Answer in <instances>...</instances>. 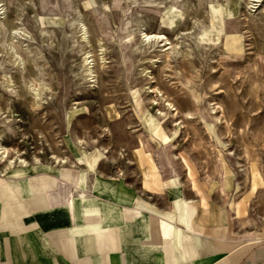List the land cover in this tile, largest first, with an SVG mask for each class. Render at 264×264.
<instances>
[{
    "label": "rangeland",
    "instance_id": "obj_1",
    "mask_svg": "<svg viewBox=\"0 0 264 264\" xmlns=\"http://www.w3.org/2000/svg\"><path fill=\"white\" fill-rule=\"evenodd\" d=\"M257 1L0 0V42L12 23L26 30L29 38L17 36L15 48L22 58V47L34 49V75L49 87L47 105L34 114L18 82L4 90L0 81L2 145L9 156L15 149L30 164L33 157L45 164L51 154L74 163L73 144L80 140L90 150L89 161L97 158L93 170L98 166L115 177L133 171L142 148L154 162L168 154L218 196L242 203L249 222L264 227V80L255 81L252 68L264 73V0ZM77 20L87 44L78 41ZM188 27L198 48L187 37ZM143 35L159 39L143 44ZM178 43L188 58L175 49ZM82 55L91 61L90 77L80 71ZM5 58L0 53V76L30 77L31 66L15 71ZM145 88L132 109L131 92ZM161 102L176 114L160 121L163 133L178 122L181 129L167 145L157 141L162 150L156 151L139 129L141 120L166 111ZM211 107L221 110L211 115ZM215 117L226 124L218 125Z\"/></svg>",
    "mask_w": 264,
    "mask_h": 264
},
{
    "label": "crops",
    "instance_id": "obj_2",
    "mask_svg": "<svg viewBox=\"0 0 264 264\" xmlns=\"http://www.w3.org/2000/svg\"><path fill=\"white\" fill-rule=\"evenodd\" d=\"M140 151L121 177L78 162L0 177V264H264L242 203Z\"/></svg>",
    "mask_w": 264,
    "mask_h": 264
},
{
    "label": "bare ground",
    "instance_id": "obj_3",
    "mask_svg": "<svg viewBox=\"0 0 264 264\" xmlns=\"http://www.w3.org/2000/svg\"><path fill=\"white\" fill-rule=\"evenodd\" d=\"M250 2H251V4L256 5L258 1L257 0H250ZM6 21H8V20H6ZM251 22H252V20H251ZM10 23H12V21ZM73 25L77 29L76 33L78 34V41H82V42L86 43V41H87L86 32H85L84 26L82 25V22L77 20V21H75L73 23ZM39 31H40V29H39ZM140 31H142V29ZM45 32L41 31L40 34H43ZM141 33H143V32H141ZM24 35H27V37H28V32L26 30L21 29L20 27L14 26L13 23H12L10 26L7 27L5 37L0 42V53L4 54V56H6V58H5L6 61L11 65L12 69H14L15 71L16 70H23L24 67H27V65L31 66L30 71L28 70V72H29L28 75H30V77L26 79V78H21L19 76L16 79V81H15V80L12 79V77L10 75L5 73V74H2L0 76V81H1V84H2V87L4 88V90L13 87L14 84L18 82L21 85L19 87H21V90L23 92L22 95L26 96V98L29 99L30 111L32 113H34V114H39V112L44 109V105H47V102H48V98L47 97L49 96V94H46V93L49 90V87H48V84H46L44 82V79H43V81H41L38 78H36V76L34 75V71L35 70H33V68L39 66V65L36 66V64H37L36 63L37 61L35 60L36 57H33V55H31L32 51L34 49L28 44H26L24 47H22V49L26 51V55H25L26 59H25V58L21 57V55L18 53V51L15 48V45H14L13 41L15 40V42H18L17 36H24ZM196 36H197V34H196ZM187 37L194 42V45H192L194 48H198L199 47V44H198V42L196 40L197 37L195 38V34L192 31V27H188ZM22 38L24 39V37H22ZM150 39H159V36H156V35H153V36L143 35V39H142V41L140 43L144 44V42H148ZM30 41H31V39H30ZM97 41H98V43H96V44H98L97 45L98 49L99 48L101 49L102 45H101V43L99 44L100 41L98 39H97ZM212 41H214V39ZM87 43H88V41H87ZM140 46H141V44H140ZM176 47L177 48H175V49L180 51V55L181 56H187V58H188V50L187 49L186 50L184 48L182 49V47L179 46V43H178V45H176ZM196 51H197V49H196ZM176 53H177V51H176ZM177 55H178V53H177ZM97 56H98V60L102 58V56L100 54H98V53H97ZM89 62H91V61H89V58L86 57L85 55L80 60V65H81L80 67L81 68L80 67L79 68H80V71H81V69H83L82 71L84 72V75L81 74L83 76V78L91 76V69L89 68V64H91V63H89ZM44 65L45 64L43 63V66ZM40 68H41V66H40ZM252 68H253L255 81L260 79V78L262 80H264V73H262L260 71V69H258L255 66H252ZM36 71H37V69H36ZM92 73H94V72H92ZM38 75H39V73H38ZM81 82H82V80H81ZM262 83H264V81H262ZM145 90H146V88L145 89H141L140 91H138V93H141V94H136L135 92L134 93L131 92L130 95H131L132 99L134 100L132 109H136L137 108V100H136V98L137 97L139 98V96L144 95ZM131 102H132V100H131ZM161 104H162V102H161ZM154 105L160 106V104L158 102H154ZM162 107H163L162 110H164V111L166 110L165 112H163V113L156 112L155 115L151 117V119L147 118V119H145V121L141 120V124L143 126H142L141 129H139V130H142V133L145 135V137L148 138V140L152 141V143L154 145V150H156V151L157 150H162V148H160L158 146L157 141H161L162 143L167 145L169 143V139H171L172 137L176 136V132L181 129V127L179 126L180 123L178 122V124H176V123L173 124V129L168 134L163 133V129H162L160 121L161 120L168 121L171 118H173L176 114H174L175 109H172L169 104L166 105V106L163 105L160 108H162ZM165 107H167V108H165ZM217 109L221 110L220 107H211V110H212V111H210L211 115L212 114L215 115L217 112H219V110H217ZM134 111H136V110H134ZM184 118L186 120H190V121L193 120V118L189 114L185 115ZM215 122L218 123V125L222 124V123L226 124V122L225 121L222 122V119L219 118V117H215ZM139 130H137L136 132L137 133L140 132ZM159 134H160V136H159ZM3 139H4V132L2 130H0V177H5L6 172H8L9 170H13V171H15V170L20 171L21 170V171H24V170H26L27 167L30 168L31 166H32V168H37V169H39L41 167L42 168L51 169V168H54V167H57V166H64L66 164H71V162H69V158L67 156L58 157V156H55L54 154H51V156H49L50 157L49 161L46 162L45 164L41 163L40 160L37 159L36 157L32 158V160H33L32 162L33 163L30 164V162L28 160H26L19 153V151L15 150V149H12L13 153L11 154V156H9L10 155L9 150L6 147H4L2 145V143H1ZM73 146H74V150L76 152V157L78 158V161H76V162L80 163V165H82V166H86L87 169H89V170L93 169V167L95 166V164L97 162V158L92 159L91 161H89L88 156L90 155V150L87 148V144L82 142V141H80V140H77L73 144ZM142 150L145 152L144 148H142ZM147 155L150 158H153V154L149 153ZM229 155H231V154H229ZM74 165H75V163H74Z\"/></svg>",
    "mask_w": 264,
    "mask_h": 264
}]
</instances>
